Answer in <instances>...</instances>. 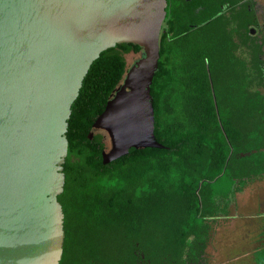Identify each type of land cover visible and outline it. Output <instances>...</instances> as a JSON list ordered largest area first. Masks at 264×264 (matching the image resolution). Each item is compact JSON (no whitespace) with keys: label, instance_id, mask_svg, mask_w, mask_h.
<instances>
[{"label":"trees","instance_id":"obj_1","mask_svg":"<svg viewBox=\"0 0 264 264\" xmlns=\"http://www.w3.org/2000/svg\"><path fill=\"white\" fill-rule=\"evenodd\" d=\"M242 1L167 0L150 86L166 149L103 164L104 134L90 139L92 125L125 56L142 48L119 44L93 62L68 120L59 264H204L234 195L264 176V38L252 34L253 1ZM254 262L264 264V244Z\"/></svg>","mask_w":264,"mask_h":264},{"label":"water","instance_id":"obj_2","mask_svg":"<svg viewBox=\"0 0 264 264\" xmlns=\"http://www.w3.org/2000/svg\"><path fill=\"white\" fill-rule=\"evenodd\" d=\"M167 0H0V264H59L67 128L83 80L119 44L127 72L92 125L103 164L154 136L150 86ZM109 141V142H108ZM244 156V155H242Z\"/></svg>","mask_w":264,"mask_h":264},{"label":"rangeland","instance_id":"obj_3","mask_svg":"<svg viewBox=\"0 0 264 264\" xmlns=\"http://www.w3.org/2000/svg\"><path fill=\"white\" fill-rule=\"evenodd\" d=\"M264 6V0H254ZM264 28V15L259 16ZM259 29H256L259 30ZM264 244V177L248 182L236 193L228 216L220 217L211 233L204 264H255V253Z\"/></svg>","mask_w":264,"mask_h":264},{"label":"flooded vegetation","instance_id":"obj_4","mask_svg":"<svg viewBox=\"0 0 264 264\" xmlns=\"http://www.w3.org/2000/svg\"><path fill=\"white\" fill-rule=\"evenodd\" d=\"M250 1H251V0H243L242 3H243L244 5H245V4L248 5V3H249ZM252 1H253V3H254V0H252ZM212 4H213V3H212ZM167 6H168V3H167ZM253 8H254V10H255V14H256V17H257L258 26L255 27V30L252 31V34L254 35V34H256V32H259V30H260L261 32H263V33H262V36H263V38H264V28H260V29H259L260 24H259V21H258L259 16H260V15H264V6H262V7L260 6V8L257 6L258 12L256 11V5H255V3H254ZM202 11H203V10H202V7L198 8V9L195 11V15H200ZM256 29H259V30L256 31ZM103 134H104V132H103ZM106 138H107V135H106V133H105V134H104V139H106ZM107 139H108V138H107ZM108 142H109V141H108ZM107 150H108V149H107V147H106V151H107Z\"/></svg>","mask_w":264,"mask_h":264},{"label":"crops","instance_id":"obj_5","mask_svg":"<svg viewBox=\"0 0 264 264\" xmlns=\"http://www.w3.org/2000/svg\"><path fill=\"white\" fill-rule=\"evenodd\" d=\"M264 177V176H263Z\"/></svg>","mask_w":264,"mask_h":264}]
</instances>
